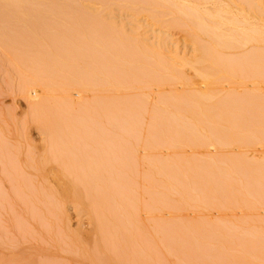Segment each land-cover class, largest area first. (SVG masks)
Listing matches in <instances>:
<instances>
[{"label": "bare ground", "instance_id": "1", "mask_svg": "<svg viewBox=\"0 0 264 264\" xmlns=\"http://www.w3.org/2000/svg\"><path fill=\"white\" fill-rule=\"evenodd\" d=\"M21 1L22 0H0V12L2 15L1 19H3V21L1 20L3 23L0 21L3 24V25L0 24L2 25L0 26L2 27L0 28V34L3 35L4 38L6 37L7 39L8 37L10 38V36L13 37L15 35L14 32L16 31H13V29L11 28L15 27L14 29L16 30L17 27L16 25L12 26V22L9 21L14 19L16 20L17 17H21L25 20L24 26L27 27L26 29H29L28 31L26 30L25 32H29L28 34L32 37L31 38L32 40L35 37L38 38L39 35H44L46 36L44 37L46 38V40L49 39L47 40V42L49 41L51 42L52 40L53 43L52 42L49 43L50 44L49 48L47 47L48 46L47 43L46 44L47 46L46 45L43 46L45 48L47 47L46 48L47 50L42 48L44 50L40 51L38 48L36 49L37 46H35V49H33L34 46H31L33 48L29 47L28 45L30 44L23 43V46H21L24 40L21 41V39H19L21 41L19 42L21 47H18L17 49L20 48L22 49V47H27L28 50L30 48L31 51L32 49L39 51V52L33 51L35 53L33 52L29 53L30 51H27L26 49L27 52L24 53L26 54L29 53V55L31 54L32 56L34 54L38 55V53L39 54L40 53L42 54V52L44 53L42 54V56L41 54L39 55L40 59L35 58L33 59V61L29 60L31 58L26 57V60L29 63L28 66L31 72V76L33 77L30 76L31 81L29 79L23 80L22 86L20 87L21 90L19 89L22 94L23 92L29 93L27 99H28L29 107L32 109L31 112L33 113V118H34L31 121L36 124L35 126L38 125L37 127V129L39 128L38 130L42 131L43 141L41 142H43V144L41 145H43V147L37 149V152L31 151V148L35 150L37 147L36 148L34 146L32 147V144L30 145L29 144L30 142H27L28 139L27 137H25L26 134L24 136L25 140H23L25 141L24 147L21 144L16 143L15 141L8 142L0 137V216L2 213L1 212L2 209L4 212H6V210L4 209H8V212L10 213L7 214L11 215L12 208L14 209V207H17L16 210L14 209V211L16 212L13 211L14 215L12 214L11 217L12 219L9 218L5 222L6 224L4 223L5 224L4 227L3 224H1V218H0V225H1L0 226V264H49V263L60 264L63 261H66L67 262L66 264H149L147 261L148 256H149L148 260H150L149 262L156 264L155 263L156 261L154 262L155 260L154 245L156 240L155 238H154L155 241L153 240L154 242L152 241L149 242L148 240L153 236L154 233H156L155 229H153V233L151 232L152 234L148 232L149 234H151L150 235L151 237L147 236L148 237L147 238L146 234L142 232L140 228V221L142 220L141 218L142 216H140L141 214L139 215L137 211L135 215V211H132L133 209L129 210L127 207V202H132L135 199L137 200L136 197H133L134 196L133 192H136L134 191V189L136 188V186H138V183L136 181L138 178H136L135 180L136 183H134L136 186L132 184L133 182L131 181V178L132 180H134L133 177L134 178L138 177L137 175L133 174L135 171L137 173L138 170L134 171V170H130V167L127 168V166H129L128 162L130 163V161L133 162L134 160H136L137 161L136 163L138 164L140 157L138 156L140 153L137 154L139 152L138 149L137 150L135 149L136 147L135 142H133L132 139H131L132 141L131 144L128 142L129 140L128 134L133 129L130 127H136L139 125L138 122L140 121L135 122L136 120L135 118L138 117L136 113L142 110H139L140 106L137 104L136 106L138 107H135L136 101L134 102V106L133 104H131L132 107L127 108L126 102H123V97L122 99H120L122 102L118 100L119 99L118 96H117L118 99L114 97L116 98V100L120 102V104L122 103V105H120L118 101L112 100L113 99L112 97L114 96L113 94L116 95V93H118V90L121 88L120 87L117 90L116 86H114L113 81H115V79L117 81V78H114L117 77L115 71H118L116 70L117 67L116 69L114 67L117 63L119 64L118 67L122 65L121 63H124L123 65L126 66L124 68H127L128 66L127 68L128 72L126 73L124 72L125 74H123L122 72V70L124 69L123 66L120 67V69L122 70L121 71L119 70L118 72H121L125 76L126 74H128L127 75L128 77L135 76V78H140L142 74L139 73L138 67H136L137 69H135L134 66H136V64L139 65V64L153 63L155 66V71L154 69H152L151 71L155 77H152V79L159 80L161 78L160 81L161 80L166 81L169 80V78L175 79L178 77L180 81V79L184 80V78L186 79V77L183 78L182 76V78H180V76H177L178 73L179 75H181V72H179L178 69H176L175 66H173L172 64V62H174L173 60H180L181 63L180 62L179 63L181 65H187V66L190 65L189 66L191 67L190 71H193L194 75H197L198 78L200 77V79L203 80L200 86L201 89L203 90L204 88L205 89L204 92H206L209 89V87H214L215 85L214 83L216 82L219 83L220 81L219 78H214L217 76V74H215L214 72H218V71H215L217 70L216 69L217 67L212 66L211 64L215 63V64H221L223 66L225 65L226 67H222V71H226V73H223L221 75V76L225 75V79H231L233 77L231 79V81H233V79L235 78L236 79L240 78L238 80H241L246 78L245 76L250 77L249 78L250 80L248 79L250 81L248 82L249 84L247 83L246 86V82H245L244 87L241 90L236 91L238 94L241 93L243 95V98L240 95L234 93L232 90L231 93L229 94L226 93L227 101L223 102L224 105L220 102H222L221 100H226V98L224 99V97H222L223 99L220 98V101L215 100L214 103L216 105L220 104V106L217 107L214 106V108L215 110H217L216 108H219L220 112L218 110L214 111L213 107H211L213 111L216 112V114L213 112L215 114L213 115L214 116L213 118L207 112L208 110L203 109L204 106L203 104L207 105L206 103L208 102V100H210L209 97L212 95V90L214 94L216 90L220 89L218 86L221 84H216L217 86H215V89L217 87L218 89L214 91V88H211L212 90L210 89V93H208L209 92L208 90L206 94L203 91H202L203 93L200 91L201 90L200 86L198 89L194 87L193 84L187 82L188 80L186 79L185 80V82H187L186 84L187 85L190 84L189 86H192V88L188 90L184 88L185 89L184 92L186 91L187 93L188 91V93L187 94L185 93L184 96L185 100H187L188 103L185 101L186 103L184 104L186 106L183 105L184 107L180 108L178 111L185 112L187 117L183 116V113L180 112L168 111L169 108L166 106L167 105L166 104L165 107L167 108H165L164 110H162V108L160 109L156 105L159 108V110H157V113L160 114V112L163 111L164 113H166V115L164 116H158L157 114L158 117L156 118H158L160 122L166 123L167 125L170 124L173 125L175 128L178 127L180 128V126H186V125L189 127L190 125L193 126V124L190 123L187 124L188 116L189 118L192 117V119H194V120L191 119L190 120L194 121L193 123L195 124V120H197L196 122L199 121L201 123L204 120H208L206 119L208 115L209 119L213 118L212 120L218 118L217 120L218 124L219 122L222 123V121L226 123L227 122L231 123L232 121L236 120L235 123L233 122L234 124L231 123L229 124V126H233V125L236 126L235 128L237 130L238 128H240L238 127L240 125L242 126L240 129L244 127L243 130H246L245 123L251 124L250 127L247 126L249 129L250 128L252 129L254 127V130H256L257 128L255 126L256 125L260 126L261 124H263L262 122L264 121V108H263L264 101L262 102L258 101L257 99L258 97L257 95H255V92L257 93V89L259 90L262 87L258 85L260 87L259 88L257 86L258 83L252 78L260 77L261 75L258 74L262 73V72L258 73L259 70L257 71V69H255L256 67H254L253 65H255V63L264 62V18L262 20H257L256 16H258V14L256 12L255 7H253L255 5L250 4V2H247L248 0H239L242 3L241 6L242 8H240L239 11L235 13L231 11L228 8V5H226V3L222 2L221 0H121L125 8L130 9V10L127 9V11H130V14L132 15V16L130 15V17L136 16L137 11L148 12L149 15L147 17L149 21L154 23L152 24V26L156 25L159 28L162 26L163 28H167V29L169 27L170 30L175 29V31L176 28L177 29L179 28L180 32L184 31V34L181 32L183 35L186 34V37L188 36L189 39L188 42L193 44L191 48L193 50L194 55L189 57V59L186 58L177 59L178 57H175L176 55L174 56V54L172 55V53L169 52L170 59H168L169 57L168 58L166 57L168 56V53L166 56H164L163 53V51H165L164 48L166 45V41L163 37H159V39H157L158 37L157 36L156 39L158 43L147 45L148 44V43L146 44L147 41L145 43L143 41L145 38L142 33L143 31H141V25H136L137 29L134 28L133 26L135 25H133L132 27L134 29L132 31L130 30L131 33H129L130 31L128 32L130 35L128 33H126L127 34L126 35L124 33L125 31H122L120 29L121 27L120 28L116 27L117 29L116 28L114 29L113 27H111V24L109 27L107 21L106 23L102 22L101 20L102 18L98 21V18L94 16L97 14L93 15L91 13L93 9L98 10L96 9L98 8V6L96 4H95L96 7L94 6V4L91 6L88 5L89 3L87 0H85V3L83 1H80V5L78 3V6H80V8H77V6L73 4H71V6L68 5V7L76 6L77 8L76 14H79V16L74 15L77 17V20L75 17L73 19V21L76 20L75 21L76 24L74 22H73L74 24H71L72 19L68 17L70 16L72 18L75 9L73 10L74 12L72 13V15L71 13H69L70 15H66L69 22L71 20L70 23L64 20V22H67L68 24V25L66 24L68 26V28H66L67 31L60 30L62 28L60 29L56 28L57 26L58 28L61 27V24L60 26L56 24V27H54L55 24L53 25L48 24L49 26L47 25V23H51V22H46V24H44L35 15V12L30 6L31 4H29V7L24 6L25 4L27 5L29 3V0L28 3L26 0L25 1L23 0L22 1L23 3H21ZM95 1H99V0H95ZM105 1H107V3L109 2L112 6L115 5L112 1L116 2V0H105ZM258 1L260 2L261 0ZM81 2L83 4H81ZM261 2H263L264 4L263 0ZM46 3L49 4V2ZM107 3L105 6L108 5ZM52 5L54 4L52 3L49 8L51 7L53 8ZM81 6L83 8H81ZM92 6H94V8ZM112 6L110 7L108 5L107 7L112 8ZM118 6L120 7L119 4L118 5L116 4V7ZM55 8L57 9V7ZM84 8H86V10ZM78 9H82L83 11H86V14L82 13L83 12L82 10H80L82 12L79 13ZM90 9H92V11L89 12L91 14H87L88 13L87 10ZM53 10L55 9L53 8ZM142 14L144 15L145 13L142 12ZM3 15L6 17L5 20H8V23L7 21L4 22L5 20L3 18L4 17ZM253 16H255V18ZM62 22L63 21H61L60 23ZM9 23L11 25H9ZM78 24L80 26H78ZM64 25L65 24H63V26ZM66 25L62 27L65 28L67 27ZM83 25H84L83 28H79L82 27ZM148 25L151 26V24ZM19 27L21 26H18L17 29H19ZM73 28L76 29L75 32L74 31L71 32ZM109 28L112 29V31L109 30ZM117 30H119L118 33H116ZM113 31L115 32L114 34ZM25 32L23 31L17 32L16 35L21 38L25 37L26 40L29 42L30 39L25 36L27 34ZM16 35L15 37L17 38ZM12 37L10 38V40L8 39L10 42L13 41ZM36 38L35 40L39 42L38 40L40 39L37 40ZM51 44H56V45L54 46ZM248 45H253L252 47L254 48L257 47V48L255 50L248 49L244 52L243 49H245V47ZM51 46H53V48H51ZM6 47L14 48L13 45H6ZM239 48L241 49L243 48L242 49L243 53H240L243 60L238 59L240 60V62L237 61H236L237 63L233 62L234 61L233 57L232 60L230 58L231 57L230 52H229L230 57L228 56L230 60L228 59V57H226L228 54L223 55V52L225 50L228 52L232 49H234V51L237 49L240 50ZM261 48H263V52H259L261 51L260 50ZM257 49L259 54L256 55L248 54V52H255V51L257 52ZM244 53H246L248 58H246V55ZM26 54L23 55L19 54V55L22 56V58L23 57L25 58ZM221 55H223V57ZM243 55L245 56V58ZM43 56L46 58H43ZM239 56L240 55H238V57ZM48 57L50 58L54 57L55 60L52 61L48 59ZM224 57L227 58L228 60L224 59ZM17 60L18 62H20L21 57H18ZM38 60L39 63L41 60L43 61H41V63L39 64ZM30 61L32 62V64ZM230 62H233V64L232 65L229 64ZM33 63L37 65L34 67ZM206 63H209V65ZM262 63H261V67H263ZM235 64H237L238 66H234ZM18 65L20 66V64ZM202 65L204 66V68ZM32 66L34 70L32 69ZM252 67H254V69ZM41 68H43V71L40 70ZM44 68L46 70H44ZM210 68L212 70H210ZM147 69L150 70V68ZM207 70L210 72L214 70L213 72L214 74H210ZM32 73L34 74L38 73V75L35 74L36 75L35 76L32 75ZM45 73L48 75L50 74L49 75L50 77H48V75H46ZM41 75H46V76L42 77ZM262 75H264V73ZM221 76L219 77L222 78ZM45 77H47L48 79ZM212 77L213 80L211 79ZM263 77L264 76L261 77V80L262 79L264 80ZM43 78H45L46 80H44ZM209 79H211L210 81H212L210 83L211 86H209V83L207 82ZM127 80L128 79H126L125 81ZM117 82L116 84L119 85ZM207 83L209 87L207 86ZM72 89L73 90L77 89L74 91H77L76 93L78 94H80L79 91L83 92L84 95L88 94L91 100H86L83 97L82 93L80 94L82 95L81 96L82 100L80 98L79 102L77 100L76 103H74V100L71 99V97L65 98V95H67V93H69ZM220 90L218 91L221 94H225L226 91H223L222 89ZM53 92H58V94L61 95L62 98L61 103L58 102L51 103L50 96L51 99H53L52 97L54 96H52L51 94L53 95L55 94ZM232 92L234 94H232ZM220 93L219 95H217L216 93L215 94L217 96H221ZM175 94L177 95L178 92L176 91V93H174L173 95L175 96ZM178 95L181 96L182 94L181 95L178 94ZM178 95L175 97L178 98L179 97ZM214 96L211 98L216 99L217 96L216 98ZM237 96H240L241 98L238 99ZM83 99H85L86 101L85 100L83 101ZM172 100L173 99H171V101ZM133 101L131 102L133 103ZM139 101L140 100H138V102ZM217 101L219 103H217ZM176 102L177 101H175V104L177 106ZM124 103L125 106H123ZM178 103L180 102L178 101ZM260 104L263 105V107L261 106L262 110L259 109ZM168 105H171V103ZM76 107L78 113L80 114L77 116H76ZM178 107L179 106H177L176 108ZM131 109L133 113L131 112ZM142 113L143 112L141 113L139 112L138 115H142ZM260 116L263 117V120L259 118ZM154 122L155 121H153V123ZM157 122L158 120L156 121V124ZM241 123L242 124L244 123V126ZM163 126H165V124ZM202 126H204V124L199 127ZM222 126L221 129L219 128L220 130H222V128L223 129L228 128V130L231 129L228 126L225 127ZM234 126H233V130L236 131V135L240 134L241 137L244 136L245 138L250 139L251 129L246 130V132L244 131L242 132L241 130H238L237 132V130L234 129ZM193 127L192 129H194ZM130 129L131 131H129ZM186 129L184 131H186ZM258 130H262V129L259 127ZM134 131L135 130L133 129V132ZM235 131L232 132L234 133ZM193 133L194 132L192 133L190 132L189 134L191 135ZM247 133L250 134L248 135ZM20 134L21 133L18 132L17 137ZM180 136H186V135H180ZM226 138L225 140L229 141L230 138L229 139ZM175 139L174 141H176V144H178L177 140ZM184 139H188V138L183 137V141ZM206 139L207 138H205V140ZM214 139L216 138L214 137ZM250 140L253 141L254 138L252 137ZM174 141L172 142L168 141V142H170V144H172L173 146L177 147V145L174 144ZM194 141L196 142V140ZM247 141L248 140H246V142ZM149 142L147 143L150 144ZM195 142L193 144L198 145L197 143L198 141L196 143ZM201 143L203 142H199L200 145H202ZM248 143H250V141ZM144 144L145 143H143L142 145ZM183 144L184 143H182V145ZM194 145L193 147H195ZM219 145L220 144L218 142V146ZM223 145L226 146V142H223L222 145L220 146L223 147ZM156 148L158 149V147ZM195 148H198V146ZM22 150H24V152ZM166 150H168V148ZM213 150L214 152H216L213 154H217V150L214 149V147ZM190 151L192 153L195 150H190ZM22 152L24 153L23 154L25 156L24 158H21ZM33 152L37 153L35 154L36 156H34ZM197 152L199 153L198 150L195 153ZM157 153L158 152H156L155 155L154 152L148 153V155L152 154V156L151 155L150 156L153 159H155V157H158L160 155V154L157 155ZM211 153L206 151L205 154L208 157L209 156L212 157ZM177 154L179 155V153ZM182 154L184 155L183 152ZM191 155H193V153ZM196 155L197 154H195V156ZM144 157L142 156L140 161ZM151 160H150V164H151ZM157 164L152 163V165H149L151 167H153L154 165L155 169H149L150 173L148 172L149 175L147 174V176L151 175L152 173L151 170L158 171L159 167L157 168V166L159 164L158 165ZM125 168L129 169V170H125L126 173L127 171H130L128 172L129 176H132L133 174L131 178L124 175L125 172L123 171ZM133 168L137 169L138 166L136 168L135 167ZM241 169L243 170V168ZM145 172L143 171V173ZM140 173H142V171ZM154 174L156 173H153L151 175V178H153V180L155 181L154 177H152ZM154 176L156 177V175ZM175 176L177 177V175ZM219 177L221 176L219 175ZM129 181H131V183ZM143 181L144 180H142L141 182L143 183ZM252 182L254 183L253 180ZM132 185H133V191H131ZM150 186H153V183H150ZM3 190H5V193L7 192L6 197L8 200L5 198L4 196L5 193ZM121 191H123L122 194L125 196H126L125 191H127V193L129 192V194L132 193L133 195L132 196L131 194L130 195L128 194L125 197L126 200L123 198L124 196L123 197L121 196L124 202L126 201L125 204L124 202H122L123 200L119 198V194ZM128 196H131L134 199L130 200V197ZM136 200L135 202L134 201L133 202L137 203ZM152 201L154 200L152 199ZM154 206L155 205L151 204L150 208L154 209L153 208ZM9 209H11V211H9ZM152 209H150V215L153 214V212H156L154 211L155 209L153 211ZM69 212L72 213V216L75 218L77 222L78 228L75 229L76 230L75 232H73L74 230L73 231L71 230V227H70L71 231L68 228L69 223L67 221L70 220L69 219L70 215H68ZM151 216L150 218H152ZM155 217L156 216L154 215V218ZM2 218L6 220L4 216ZM4 220L2 221L4 222ZM82 221H85V226L89 227L87 231L86 230L82 231L80 229V227L83 225L81 224ZM12 223L14 225H12ZM33 224L41 228V229L39 228L40 229L39 241L41 240L47 243L45 248L42 247L41 243L38 244L41 247L34 246L38 242V240L37 242L34 241L35 239L34 240L32 239L34 242H36L33 245L31 244V242L30 244H27L29 243V241H31V238L29 237L31 236V234L34 235L31 236L32 238L37 237L36 239H38V236L35 237L36 234L33 233L38 234L39 229H37L36 228L37 226L35 227ZM28 225L30 226L31 229H29ZM31 226H34L36 228L35 230L37 231L33 232L34 227ZM153 227H156V223L154 224ZM28 231L31 232L29 236H28L29 233ZM141 232H142V236L145 235V240L148 241V243L144 241V238H142ZM143 242L147 244H144ZM149 243L151 244V246L150 245L147 246ZM144 253H147V255H145ZM61 254L62 255L64 254V256H61Z\"/></svg>", "mask_w": 264, "mask_h": 264}, {"label": "rangeland", "instance_id": "2", "mask_svg": "<svg viewBox=\"0 0 264 264\" xmlns=\"http://www.w3.org/2000/svg\"><path fill=\"white\" fill-rule=\"evenodd\" d=\"M22 1H21V3H23ZM26 1L28 3V0H26ZM80 1H83L85 3V0H61V2H60V0H50V1H47V0H29V3L27 4L28 6L26 4L24 6L29 7V4H31L30 6L32 7L33 11L35 12V15L44 24H46V22H51V23H47V25L48 24H50V25L55 24L54 27H56V24H58L59 26L61 24V27L58 28V26H57L56 28L57 29L62 28L60 30L67 31L66 28H68V26H67L68 24H67V22H64V20L68 21V23H70L71 20H70V22L68 20V18H70V19H72L71 24H74V23L76 24V22H75L77 20L76 16L77 15L79 16V14H76V9L80 8V6H78V3L80 5ZM87 1L89 4L87 2L86 3L90 6L93 4H94V6H95V4L98 6V8H96L98 10H94L93 9L94 6H92L93 11H92V9L87 10L88 11L87 14H91V13L93 15L97 14L94 16L98 18V21L102 18L101 19L102 22L106 23V21H107V23L109 24V27H110V24H111V27H113L114 29L116 27L117 28L121 27L120 29L122 31H125L124 33L126 34L130 30L132 31L134 28H136V25H141V31H143L142 33H143L144 38H145L143 41H144V43L147 41L146 42V44L148 43L147 45L156 44V43H158L157 39H159V37H163L166 41L165 48L163 47L165 49V51H163V53H164V56H166L168 53V56H166L167 58L169 57L168 59H170L169 52H171L172 55L174 54V56L176 55L175 57H178L177 59H181V58L182 59H184V58L189 59V57L194 55L193 50L191 48L193 44L188 42L189 39H188V36L186 37V34L183 35L184 31H181L183 33L182 34L180 32L179 28L178 29L176 28V31H175V29H174L175 27L173 28L174 30H172V29L170 30L169 27L167 29V28H163L162 26H161L162 28L161 27L159 28L156 25L152 26V24H154V23L149 21V19L147 17L149 15L148 12L137 11L136 16L130 17V15H131L130 11H127V9L128 10H130V9L129 8L126 9L121 0L120 1L116 0L117 3L112 1L115 4L114 5L115 7L112 6L109 2L107 3V1H105V0H104V2H103V0H99V1L87 0ZM221 1L226 3V5H228V8L231 11H233L234 13L238 12L239 9L242 8L241 7L242 3L239 0H221ZM261 1L260 2L258 0H248L247 1V2H250V4L255 5L253 7H255L256 12L258 14V16H256L257 20H262L264 18V4ZM46 2H49V4ZM52 3L54 4L52 6L55 10H53L52 7L49 8ZM106 3L110 7L112 6V8L107 7L108 5L105 6ZM71 4L76 5L77 8H76V6L70 7ZM81 4H83V3L81 2ZM116 4L117 5L119 4L120 7L119 6L116 7ZM64 5H66V6H64ZM68 5H70L69 7L71 9L72 8L73 9L71 10L68 7ZM99 6L101 9L99 8ZM122 6H124V7H122ZM55 7H57V9ZM64 7H65V9H64ZM81 8H83V7L81 6ZM89 8H91V7H89ZM123 8H125V9H123ZM74 9H75V12L73 11ZM84 9L86 10V8H84ZM78 10H79V13H81L83 11L82 9H78ZM80 10H82V11H80ZM70 11H72V12H70ZM90 11H92V12L89 13ZM142 12L145 14L143 15ZM69 13H71V15L73 13L72 18L70 16L67 18L66 15H70ZM82 13L86 14V11H83ZM74 15H76V16H74ZM0 16H1L0 21L1 20L3 21V19H1L2 18L1 12H0ZM53 16H54V18H53ZM74 17L76 18L75 21H73ZM253 17L255 18V16H253ZM3 18L5 20L6 17L4 16ZM145 20H147V21H145ZM6 21L8 23V20H5L4 22H6ZM61 21H63V22L60 23ZM1 22H0V24L3 23V22L2 23ZM9 22H12V26L16 25L17 28H18V26H21V27H19V29L16 28V30L14 29L15 27L14 28H11L12 26L10 27L11 29H13V31H16V32H14L15 35L17 32H21V31L25 32L26 30L27 31L29 30V29H26L27 27L24 26L25 20L21 17H17L16 20L15 19L10 20ZM134 22H137L139 24L134 23ZM149 22H151V23H149ZM77 23H78V21H77ZM63 24H65V25L67 24L66 25L67 27L63 28L65 26V25L63 26ZM148 24H151V26ZM2 25H0V26H2ZM9 25H11V24L9 23ZM133 25H135V26H133ZM78 26H80V25L78 24ZM83 27H84V25L82 27H79V28H83ZM0 28H2V27H0ZM74 28H73V30H71V32L76 31V29H74ZM53 29H55V28H53ZM57 29H55V30H57ZM107 29H108V26H107ZM68 30H70V29H68ZM109 30L112 31V29H110V28H109ZM177 30H178V32H177ZM131 31L129 33H131ZM1 32H2V30H1ZM118 32H119V30H117L116 33H118ZM25 33L28 34L29 32H25ZM114 33L115 32L113 31V34ZM27 34L25 36L30 39L29 42L26 40L25 37L21 38V37L16 35L17 36V38H16L15 35L13 37L10 36V38L12 37V40H13L11 42L14 44H12L9 41L10 40L9 37H8V39H9L8 40L6 37L4 38L3 35L0 34V121H1L0 122V137L3 140L8 141V142L9 141L10 142L15 141L16 143H19L24 147L25 141H23V140H25L24 136L26 134L25 137H27V139H28V141H27V139H26V141L30 142L29 144L30 145L32 144V147L33 146L35 148L37 147L35 150L33 148H31V151L37 152V149L43 147V145H41V144H43V142H41V141H43V134H42L41 130H38L39 128L37 129L38 125L35 126L36 124L31 121L34 118H33V113L31 112L32 109L29 107V104H28V99H27L28 97L27 96L29 95V93L23 92V94H22L20 91L21 90L20 87L22 86L23 80L29 79L31 81V79H30L31 72H30V69L28 66L29 63L27 62L26 57L31 58L29 60H32V61L35 58H39L40 57L39 55L41 53L40 54L38 53V55L34 54L33 56L31 54L29 55V53H32L33 51L39 52L38 50H33V49H35V46H37L36 49L38 48L40 51H43L47 47L49 48V45H50L49 43H51L52 40H51V42L50 41L47 42V40H49V39L46 40V38H44L46 36L39 35L38 38L35 37L37 40L40 39V40H38L39 42H37L35 40V38L32 40L31 39L32 37L29 34L27 36ZM114 36H116V35H114ZM156 37H157V39H156ZM142 38H143V36H142ZM19 39H21V41L24 40V42H22L21 46H23V43L30 44V45H28L29 47L34 46V48L31 47V48H33L32 51L30 50V48L28 50L27 47H22V49L20 48L21 50L17 49L18 47H21L20 43H19L21 41ZM47 43H48V46L46 45ZM6 45H13L14 48H8V47H6ZM44 45H46L47 47L46 48L43 47ZM51 45L55 46L56 44H51ZM249 46H250V48H249ZM252 46L253 45H248V46H246L247 48L245 47V49H243V48L242 49L245 52L248 49L249 50L250 49L255 50L257 48V47L254 48ZM42 48H44V49H42ZM51 48H53V46H51ZM26 49H27V51H30L28 54L24 53V52H27ZM239 49L240 50L237 49L235 51H234V49H232L228 52L225 50L223 52V55L228 54L226 56V57H228L229 54L231 53V55H230L231 57L229 56L231 58V60L233 57V60H234L233 62H236V61L240 62L241 59L243 60V58L240 54V53H243V51L241 48H239ZM260 50L261 51H259V52H263V48H261ZM238 51H240V52H238ZM35 52H33V53H35ZM22 53L26 54V56L24 55L25 58L23 57L25 60L22 58V56H20V55H23ZM42 54H44V53L42 52ZM42 54H41V56H42ZM244 54L246 55V53H244ZM248 54H250V55L259 54L258 49H257V52L256 51L255 52H248ZM223 55H221V56L223 57ZM238 55H240L239 57H241V58H239ZM18 57H21L20 62H18V60H17ZM229 57H228V59L230 60ZM3 58H4V60H3ZM43 58H46V57L43 56ZM235 58H236V60H235ZM244 58H245V56H244ZM246 58H248L247 55H246ZM48 59H50L52 61L55 60L54 57L53 58L48 57ZM224 59H227V58L224 57ZM238 59H240V60H238ZM25 61L27 62V65H26ZM36 61H37V59H36ZM41 61H43V60H41ZM41 61H40V63H41ZM173 61L175 63L172 61H170V62H172L173 66H175V68L178 69L179 72H181V75H179V73H178L177 76H180V78H182V76H183V78L186 77V79L188 80L187 82L193 84L194 87L199 89V86H200V84H202L203 80L200 79V77L198 78L197 75H194L193 71H190L191 70V67H189L190 65H188V66L187 65H181L180 60H173ZM233 62H230L229 64L232 65ZM38 63H39V60H38ZM261 63L262 62L255 63V65H253L254 67H256L255 69H257V71L259 70L258 73L262 72L261 74L260 73L258 74L261 76L256 77V78H252L258 83L257 86L259 85L262 87V88H260L258 86L260 89L259 90L257 89V93L255 92V95H257V97H258L257 99L260 102L264 101V99H263L264 98V83H263L264 80L263 79H262L263 81L261 80V77L264 76V75H262L264 73V65H263L264 62L262 63L263 67H261ZM18 64H20V66ZM31 64H32V62H31ZM121 64H120L121 65L120 67H122V66H123V68L126 67L123 65L124 63H121ZM206 64L209 65V63H206ZM22 65H24V66H22ZM36 65L34 64V67ZM116 65L114 68L116 69V67H117L116 70L121 71L122 69H120V67H118L119 64L117 66ZM211 65L217 67L216 68L217 70H215V71H218V72H214V70L212 72H210L208 70L207 71L210 74H214V73L217 74V76L214 78H219L220 81H219V83L218 82L214 83L215 84L214 87H209V86H211L210 83L212 82L210 80L211 79L213 80V77L211 79H209L207 81L209 83V86L207 83V86L209 87L208 93H210L211 88H214V91H215L219 87L223 91H226L225 94L226 93L229 94L233 90L234 93H236L237 95H240L243 98V95L241 93L238 94L236 91L241 90L244 87L245 82H246V86H247V83L250 82L249 81L250 77L245 76L246 78L241 79V80H238L240 78H237V79L235 78V79H233V81H231V79L233 77L231 79H225V75L221 76L223 73H226V71H222V67H226L225 65L223 66L221 64H215V63H212ZM251 65H249V66H251ZM25 66H27V67H25ZM234 66H238V65L235 64ZM38 67H40V66H38ZM136 67H138L139 73L142 74V76L140 78H135V76H133L134 78L128 77L127 76L128 74H126V76L123 75L126 72H128L127 71L128 66H127V68H124L125 70L124 69L122 70L123 74L121 72L115 71L117 74V77H114V78H117L118 82L115 79V81H113L114 86H116L117 90L120 87L121 88L118 90V93H116V95L113 94L114 96L112 97L113 98L112 100L113 101L119 100L120 102H122L120 99H122V97H123V102H126L127 108H131L132 107L131 104H133V106H134V102L136 101L135 107H138V106H136V104L139 105L140 106L139 110H142L139 112L140 113L143 112L142 115H138L139 112L136 113L137 116L139 117V120L137 117V118H135L136 119L135 122L140 121V122H138L139 125L137 124L138 126H136V127H130V128H133L135 131L133 132V129H132V131L130 129L129 131H131V132L128 134L129 135L128 136V139H129L128 142L130 144L132 143V141L135 142V144H136L135 149L136 150L138 149V151H139L137 154L140 153L141 155L140 154L138 155V156H140L139 161H138V164L140 163L139 164L140 166L136 163L137 161L134 160L133 161L134 163L132 161H130V163L128 162L129 166H127V168L130 167V170H134V171L138 170L137 173H136V171L135 172L133 171L134 172L133 174L137 175L138 177H135V178L133 177L134 180H132L131 177L133 176V174H132V176H129L128 172H130V171H127V173L125 172V170H129V169L125 168L123 172H125L124 173L125 176L131 178V181L133 182L132 184L136 183V181L138 183V186H136L134 184L136 186V188H135L136 190L134 189V191H136V192H133L134 196L132 195V193H130L133 197L137 198V200L135 199L137 203H134L135 202V200H133L134 198H132L131 196H128V197H130V200L134 201V202L133 201L127 202L128 209L129 210L133 209L132 211H135V215H136L137 211H138L139 215L141 214L140 216H142L141 217L142 220L140 221V228H141V231L146 234V237L150 236L153 233V229H155V231H156V233H154L153 236L152 237L150 236L151 238L148 239L149 242H151V241L154 242L156 240L155 245H154L155 246L154 247L155 252L153 250V252L155 253L154 262L156 261L155 262L156 264H258V263L264 264V142H263L264 141V138H263L264 137V133H263L264 121L262 122L263 124H261L260 126H257V125L255 126L257 128L256 130H254V127L252 129L250 128L253 131H251L248 128L251 126V124L245 123V126H246L245 129L250 130L252 135L250 133H247V134L248 135L250 134V136H251L250 139L252 137L254 138L253 141L250 140L249 138L248 139L245 138L244 136L241 137L240 134L236 135V131L233 130V126H234L233 124L236 122V120L231 122V123L234 122L232 124L233 126H229V124H231V123H228V122L226 123L223 121H222V123L219 122V124H218V122H217L218 118L215 120H212L214 118L213 115L216 114V112H214V111L220 110L219 108H216L217 110H215L214 106L217 107V106H220V104L216 105L214 103V101L215 100L220 101V98L223 99L222 97H224V99L226 98V100H221L222 102H220L224 105L223 102L227 101V94L226 95L221 94L218 91L220 89H218L214 92V94L216 93L217 95H219V93H220L221 96H217L216 94L214 96L213 90L211 89L212 95L210 94L211 95L209 97L210 100H208V102L206 103L208 106L205 104H203L204 106L203 105H201V106H203V109L208 110L207 112L213 118L209 119V117L207 115L206 119H208V120H204L202 123L199 121L196 122L197 120H195V124H194L193 123L194 121H191L194 119H192V117L189 118V116H188L187 124L188 123L193 124L194 127L190 124H189L190 127L186 125V126H180V128L179 127L175 128L173 125H170V124L167 125L166 123L160 122L159 119L156 118L158 116H164V115H166V113H164V111H163V112H160V114H159V113H157V110H159V108L160 109L162 108V110H164L165 108L168 107L169 108V110L167 109L168 111L180 112L178 110L180 108L186 106L184 103H186V102L188 103V101L185 100V98H184L185 93H186V91L184 92V90L185 89L188 90V89L192 88V86H189L190 84H188V85L186 84L187 82H185V80H186L185 78H184V80L180 79V81H179L178 77L175 79L169 78V80H166V81H162V80L160 81L161 78L159 80L158 79H152V77H155L151 71L152 69H154V71H155V66L153 63L139 64V65L136 64V66H134V68L137 69ZM254 67H252V68L254 69ZM147 68H150V70H148ZM203 68H204V66H203ZM205 68H207V67H205ZM211 68H210V70H212ZM32 69L34 70L33 66H32ZM37 69H39V68H37ZM181 69H182V71H181ZM40 70L43 71V68H41ZM44 70H46V69L44 68ZM260 70H262V71H260ZM35 74L38 75V73H35ZM35 74L32 73V75H35ZM46 75H48V74H46ZM46 75H41V76L44 77ZM49 75H48V77H50ZM118 76H119V79H118ZM187 76H188V78H187ZM219 76H221L222 78H220ZM31 77H33V76H31ZM126 77H128V78H126ZM45 78H47V77H45ZM45 78H43V79L46 80ZM122 78L123 79L126 78L128 80L125 81L126 79L123 80ZM116 82L119 85H117ZM178 82L181 84H179ZM261 82L263 85L261 84ZM170 84H171V87H170ZM216 84H221V85H219L215 89V86H217ZM226 84H228V85H226ZM167 89H168V91H167ZM172 89H173V91H172ZM200 89H201V86H200ZM74 90H77V89H74ZM74 90L72 89L70 91L71 93L70 92L67 93V95H65V98L71 97V99L74 100V103H76L77 100L79 102V100L82 96L80 94L82 93L83 97L86 100H91L89 98L90 96L88 94L84 95V93L79 91V90L78 91L80 94H78V93H76L77 91H74ZM122 91H124V92H122ZM176 91L178 92V94H180V95L182 94L181 96H179L177 94L179 96L178 98L175 97V96H177L176 94H175V96L173 95L174 93H176ZM200 91L204 92L205 89L203 88V90L201 89ZM207 91L204 93L207 94ZM217 91H218V93H217ZM233 92H232V94H234ZM39 93H38V95H39ZM53 93H55L54 95L51 94L52 96H54V97H52L53 99H51V96H50L51 103H57V102L61 103V99H62L61 95L58 94V92H53ZM187 93H188V91H187ZM129 95H130V97H129ZM117 96L119 99L117 98ZM133 96L134 97L138 96V97L134 98ZM182 96H183V98H182ZM213 96L215 98L217 96V98H219V99L211 98ZM240 96H237L238 99L241 98ZM86 97H88V98H86ZM114 97H116L118 100H116V98H114ZM54 98H56V99H54ZM91 98H92V96H91ZM124 98L128 101H126ZM85 99H83V101ZM133 99H134V101H133ZM171 99H173L172 101L174 103L171 101ZM81 100H82V98H81ZM138 100H140V101L138 102ZM119 101H118V103L120 104ZM131 101H133V103ZM167 101L168 102L170 101V102L168 103ZM175 101H177L176 103H177V106H179L178 108H176L177 106L175 104ZM178 101L180 103H178ZM164 102H165V104H164ZM170 103H171V105H168ZM213 103H214V105H213ZM217 103H219V102L217 101ZM120 105H122V103ZM165 105L167 107H165ZM123 106H125V103ZM261 106L263 107V105L260 104V106H259L260 110H262ZM211 107H213L214 111ZM122 108H124V107H122ZM209 111H212V112H209ZM131 112H132V109H131ZM180 113H183V116L187 117L185 112H180ZM134 114H135V112H134ZM157 114H158V116H157ZM174 114H176V113H174ZM217 114H218V112H217ZM77 115H80V114L78 113L77 107H76V116ZM215 118H216V116H215ZM259 118H261V120H263L262 116H260ZM235 119H237V118H235ZM150 120H152V121H150ZM157 120H158V122L156 124ZM153 121H155V122L153 123ZM33 123H34V125H33ZM161 123L163 125L165 124L166 127L163 126ZM203 124H204V126L199 127ZM242 125L244 126V123ZM191 126L194 129H192ZM221 126L222 127L228 126L232 130L229 129L230 130L229 131L228 128L227 129L222 128V130H220ZM235 127L236 126H234V129H236ZM238 127L241 128L242 126L240 125ZM259 127L262 130H258ZM240 128H238V130H241L242 132L243 131L246 132V130H243L244 127L242 129H240ZM185 129H186V131H184ZM9 130H10V132H9ZM218 130H220V131H218ZM238 130H237V132H238ZM232 131H235V132L233 133ZM18 132L21 133L20 135H18L20 140L17 137ZM185 132H186V134H185ZM190 132L191 133L194 132L195 134L196 133L197 134L195 135L193 133L190 135L189 134ZM199 132H200V134H199ZM228 132H230V133H228ZM13 133H15V134H13ZM205 134H206V136H205ZM180 135H186V136H180ZM248 135H247V137H248ZM15 137H17V138H15ZM183 137L188 138V139H184V141H186V142L183 141ZM192 137H193V140H192ZM203 137L207 138L206 140H209V141H206L205 138H203ZM214 137L216 139H214ZM225 138L226 139L230 138L231 140L229 139V141H232V142L225 140ZM21 139H22V141H21ZM131 139H132V141H131ZM174 139L177 140L178 144H176V141H174ZM194 140H196V142L198 141L197 142L198 145L193 144L195 142ZM246 140H248V141L246 142ZM149 141H151L152 143ZM168 141H170V142L174 141V144L177 145V147L173 146ZM188 141H189V143L190 142H192V143L189 144ZM249 141L251 144L248 143ZM15 142H14V144H15ZM138 142H141V143H138ZM147 142H149L150 144H148ZM199 142H203L204 144L201 143L203 146L200 145ZM218 142L220 145H222L223 142H226V146H224L225 144L223 145V147L219 145L221 147L220 148L218 146ZM227 142H228V144H227ZM143 143H145V144L142 145ZM182 143H184V144L182 145ZM193 145L195 147L198 146V148L193 147ZM155 146L158 147V149ZM149 147H151V148H149ZM213 147H214V149L217 150V154H213V153H216V152H214ZM26 148H25V150H26ZM165 148L166 149L168 148V150H166ZM210 148H212V149H210ZM29 150H30V148H29ZM190 150H195L192 152L193 155H191L192 153ZM197 150L199 151V153L198 152L195 153ZM212 150H213V152H212ZM22 151L24 152V150H22ZM186 151L188 152V155H187ZM206 151H208L210 153L212 152L211 153L212 157H210V156L208 157L205 154ZM23 152L21 154V158L25 157L23 155L24 154ZM153 152H154V155L156 152H158L157 155L158 154H160V155L158 157H155L153 155L155 157V159H153L151 157L152 154H150L151 156L148 155V153H153ZM182 152L184 153V155L182 154ZM33 153H34V156H36L35 154H37V153H35V152H33ZM142 153H143V155H142ZM172 153H173V155H172ZM177 153H179V155ZM180 153H181V156H180ZM202 153H203V155H202ZM189 154H190V156H189ZM195 154H197V155L195 156ZM142 156L143 157L147 156V157L142 158V160L140 161ZM149 156L152 158V160ZM215 156H217V157H215ZM150 160H151V164H150ZM210 161H212L213 163ZM147 162H148V164H147ZM157 162L159 165L157 164ZM131 163H133V164H131ZM152 163L157 164L158 165L157 168L159 167L158 171L157 170H154V171L151 170V172H152L151 175L153 173H156V174H154V175H156V177L154 175L152 176V177H154L155 181L153 180V178H151V175L147 176L148 172L150 171L149 169H155L154 165H153V167L149 166V165H152ZM130 164H131V166H130ZM137 166H138L137 169L133 168V167L136 168ZM216 167H217V169H216ZM221 168H223V169H221ZM227 168H229V169H227ZM241 168H243V170ZM216 170H218V171H216ZM139 171L140 172L142 171V173H140ZM143 171L144 172L146 171V172L143 173ZM145 174H146V176H145ZM184 174H186V175H184ZM130 175H131V173H130ZM175 175H177L178 178ZM219 175L221 177H219ZM216 176H218V177H216ZM149 177H150V179H149ZM136 178H138V179L136 180ZM142 180H144L143 183L141 182ZM252 180L254 181V183L252 182ZM131 181H129V182L131 183ZM148 181H149V183H148ZM259 181H262V182H259ZM150 183H153V186H150ZM156 184H157V186H156ZM131 187H130L132 189L131 191H133V185ZM153 188H154V190H153ZM3 191L5 193V190H3ZM122 192L123 191L120 192L119 198L122 200L124 198L126 200L125 197L129 194V192L127 193V191H125L126 196L123 195ZM4 193H2V194H4ZM6 193L4 196L7 199ZM121 196L122 197L124 196V197L122 198ZM152 199L154 201H152ZM122 202H124V200ZM125 203H126V201L124 202V204ZM151 204L156 206V207L155 206L153 207L155 210L150 208ZM149 208L152 209V211L153 210L156 211V212H153V214H151L152 216L150 215V209ZM14 209L16 210L17 207H14ZM14 209L12 208L11 215L7 214V213H10V212H8V209H4V210H6V212H4L3 209L1 210V212L3 213V215L1 213V216L2 217L4 216L6 219V220H4V218H2L0 216L1 224H3V227L6 224L5 222L9 218L12 219L11 217H12V214L14 215V213H13ZM9 211H11V209H9ZM14 212H16V211H14ZM154 213H156L157 215ZM68 215H70V217H69L70 220L67 221L69 223L68 228L70 230V227H71V230L72 231L74 230L73 232H75L76 231L75 229L78 228L77 222H76L75 218L72 216V213L69 212ZM154 215L156 216L155 218H154ZM150 216L152 218H150ZM153 219H155V220H153ZM2 220H4V222ZM152 221L153 222L155 221V222L153 223ZM155 223H156V227H153ZM81 224H83L80 227V229L82 231L83 230L87 231L89 229V227L85 226V221H82ZM12 225H14V224L12 223ZM26 226H27V223H26ZM34 226L36 227L37 225H34ZM34 226H31V227H34ZM28 227H29V229H31L29 225H28ZM35 227H34L33 232L37 231V230H35L36 228L37 229L40 228L39 226H37L36 228ZM40 229L38 230V234L32 232L33 234H36L35 237L38 236V239H36L37 237L32 238L31 236H34V235H32L31 232H29L30 230L28 231L29 232L28 236L31 234V236H29L31 238V241H29V243H27V244H30V242H31V244L33 245L38 240V242L34 246L38 247V246H40L38 244L41 243L42 247L45 248L47 243L44 241H41V240H40L41 242L39 241ZM32 230H33V228H32ZM142 232H141V236H142ZM148 232L149 233L152 232V233L149 234ZM1 233H2V230H1ZM142 238H144V241L148 243V241L145 240V235L142 236ZM154 238H155V240H154ZM32 239L33 240L35 239L34 241H36V242H34ZM145 242H143V243L147 244ZM149 245L151 246L150 243L147 246H149ZM148 252H151V251H148ZM144 254L147 255V253H144ZM148 255H149V253H148ZM61 256H64V254L63 255L61 254ZM66 257H67V255H66ZM148 257H147L148 263L154 264L152 262L151 263L149 262L150 260H148ZM63 263L66 264L67 262L63 261L60 264H63ZM49 264H52V263H49Z\"/></svg>", "mask_w": 264, "mask_h": 264}]
</instances>
